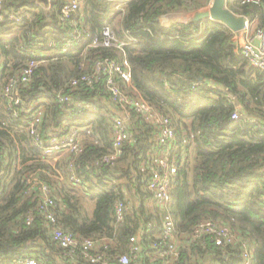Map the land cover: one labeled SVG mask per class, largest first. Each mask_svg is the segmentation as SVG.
<instances>
[{
	"label": "trees",
	"instance_id": "trees-1",
	"mask_svg": "<svg viewBox=\"0 0 264 264\" xmlns=\"http://www.w3.org/2000/svg\"><path fill=\"white\" fill-rule=\"evenodd\" d=\"M68 1L0 3V13L7 11L0 16V262L15 264L35 257L40 264H96L78 249L70 257L53 238L55 223L36 207L37 199L23 194L26 172L52 170L40 159L41 150L25 128L31 106L41 101L45 134L81 129L82 151L57 163L64 180L42 173L53 188L56 204L51 211L57 224L82 238L109 239L107 253L113 264L112 256L129 252L130 237L139 234L142 264H166L145 254L163 227V208L154 205L148 188L152 154L160 149L155 125L114 101L103 80L93 88L70 84L91 72L95 60L109 57L128 60L136 87L157 111L170 117L175 129L168 158L178 166L170 204L176 233L186 238L205 219L223 221L248 240L252 263L264 264V71L240 54L233 30L220 21L160 24L159 17L170 6L190 7L198 0H129L122 7L116 1L81 0V8L62 20ZM230 7L257 19L264 29V0H237ZM75 24L91 36L62 53ZM106 24L127 42L123 50L88 47L94 37L102 36ZM35 54L47 62L13 91L24 105L9 106L2 89ZM59 91L71 100L61 102ZM236 110L238 118L233 117ZM118 116L127 119L133 140L122 144L116 160L105 162L103 158L115 151ZM72 174L82 179L81 185H75ZM119 202L129 205L120 222ZM31 209L34 217L28 223ZM241 252L238 242L218 246L207 236L183 246L179 260L169 264H238Z\"/></svg>",
	"mask_w": 264,
	"mask_h": 264
},
{
	"label": "built area",
	"instance_id": "built-area-1",
	"mask_svg": "<svg viewBox=\"0 0 264 264\" xmlns=\"http://www.w3.org/2000/svg\"><path fill=\"white\" fill-rule=\"evenodd\" d=\"M109 1H116L119 3L118 7H122V5L129 0ZM243 1L258 3L259 0ZM211 5L212 0L208 2V6L211 7ZM81 6V0H69L62 7L61 19L65 20L66 18L71 17L74 12L81 8ZM200 6L201 4H198V1L191 3L190 7L187 5H172L159 17L158 20L159 22L164 20L169 27L172 24L174 26L176 24L170 20V16H172L171 13H174V10L183 9L184 11H195L199 9ZM10 17L15 20H20L21 18L15 14H11ZM233 32L237 43V49L240 54L246 57L251 65L264 71V29L258 24L253 25V23L248 20L244 29ZM90 36L91 34L89 32L84 31L83 28L78 27L75 24L70 33V38L66 40L61 52L65 53L75 44L83 42L85 37ZM126 45L127 42L122 41L111 26L106 24L103 27L102 36L94 37L88 47L97 48L101 46H116L123 50ZM46 62V57H40L35 54L29 59L19 73L8 78L2 89V95L6 98L9 106L13 104L20 106L24 105L22 98L19 95H14L13 91L21 82H29L32 79L35 70ZM86 65L87 63L84 62L81 65V68L83 70L86 69ZM2 67L3 61L0 56V73ZM100 80H103L105 88L110 92L114 101L121 104L124 108H133L138 113H141L146 121L151 122L156 127L155 135L160 149L152 154V157L155 158L153 160L152 174L148 182V188L153 192V199L156 201V204L163 208V227L158 239L151 242L150 247L145 254L152 261L164 259L166 264L177 262L181 257L183 246H190L191 241H197L200 238L210 236L212 241L218 246H223L225 244L234 245L237 242L240 243L242 246V252L238 264H253L251 256L252 252L249 248L248 240L241 239L238 233L234 231L229 224L223 221L205 219L197 224L194 231L186 236V238L183 237L185 235L179 236L176 233L175 220L170 210V204L172 201L171 180L172 176L178 171V166L170 163L168 154L177 137L171 119L169 116L157 111L136 87L129 62L126 58L122 61H117L109 57H100L95 60L91 72L73 78L70 81V84L73 87L85 84L93 88ZM57 97L61 102L71 100L72 98L70 95L64 94L63 91H59ZM29 111H33V114L29 119H26V131L30 134L33 144L41 150L40 159L47 162L52 167V170L48 171L39 168L26 172L23 194L26 196H33L34 199H37L38 203L36 207L45 213L48 219L55 223L52 232L53 238L60 246L65 250H68V255L70 257H73L78 249L80 250L81 256L87 261L96 264H113L109 258V253H107V248L111 243L109 239H95L92 237L82 238L73 231L64 229L57 224L56 217L51 211V207L56 204L53 188L42 175L44 172L57 180H64V175L57 167V163L61 161L64 156L78 154L82 151L81 129L74 126L70 129L68 134H45L42 130L44 109L43 106H41V101L32 105ZM15 115H17V112ZM240 116L241 114L238 110L233 114L234 118ZM132 140L133 136L127 127V119L121 116L116 117L114 121L115 151L106 155L103 158V161L111 162L116 160L119 157L122 144L126 141L131 142ZM1 162L2 153L0 151V165ZM21 167L22 165H20V168ZM71 179L75 185L82 184V179L75 174H72ZM128 208L129 205L124 202H119L116 205V217L118 222L123 220L125 211ZM33 217V209H31L27 217V222L31 223ZM130 242L129 252L120 253L116 256L111 255L113 261L116 260V264H142V258L139 256V253L143 252L140 235H132L130 237ZM0 264L7 263L0 262ZM15 264H40V262L35 257H27L18 260Z\"/></svg>",
	"mask_w": 264,
	"mask_h": 264
},
{
	"label": "water",
	"instance_id": "water-1",
	"mask_svg": "<svg viewBox=\"0 0 264 264\" xmlns=\"http://www.w3.org/2000/svg\"><path fill=\"white\" fill-rule=\"evenodd\" d=\"M48 5L50 0H40ZM211 18L227 25L233 31H238L246 27L248 18L244 15L235 14L229 7L227 0H212L210 7Z\"/></svg>",
	"mask_w": 264,
	"mask_h": 264
},
{
	"label": "crops",
	"instance_id": "crops-1",
	"mask_svg": "<svg viewBox=\"0 0 264 264\" xmlns=\"http://www.w3.org/2000/svg\"><path fill=\"white\" fill-rule=\"evenodd\" d=\"M203 1H205V0H203ZM209 1H211V0H206L204 3H203V8L205 7V9H204V11H201V12H199L197 15H195V16H193L192 14H191V12H194V11H190V10H185L184 12H185V14H182L183 16L182 17H180V18H178L177 17V14H178V12L177 13H175V11H177V10H174V13L172 12L171 14H172V16H170V20H172V22L174 23V24H182L181 22H184L185 24L186 23H192V22H195L194 24H200L202 21H204V20H206V19H208V18H211V13H210V6H208V3L207 2H209ZM227 2H228V7L231 9V5H233L234 6V4H236V2H237V0H227ZM0 3H1V1H0ZM232 10V9H231ZM233 11V10H232ZM234 12V11H233ZM5 13H7V11L6 12H1L0 13V16L3 18V17H5ZM235 14H237V15H240V14H238V13H236V12H234ZM248 18V17H247ZM188 20H190V21H188ZM248 20L250 21V22H252L253 23V25H257L259 22H258V20L257 19H253V20H251V19H249L248 18ZM186 21V22H185ZM42 54V53H41ZM153 202H154V205L156 204V201L153 199Z\"/></svg>",
	"mask_w": 264,
	"mask_h": 264
},
{
	"label": "rangeland",
	"instance_id": "rangeland-1",
	"mask_svg": "<svg viewBox=\"0 0 264 264\" xmlns=\"http://www.w3.org/2000/svg\"><path fill=\"white\" fill-rule=\"evenodd\" d=\"M205 1H206V0H205ZM205 1H203V0H198V4H201V6H200L199 9L195 10L194 12H191V14H192L193 16L197 15V14H198L199 12H201V11H204L205 7L203 8V3H204ZM126 2H127V1H126ZM207 3H208V2H207ZM197 7H198V6H197ZM195 8H196V7H195ZM177 12H178V14H177V17H178V18L182 17V16H183L182 14H185V12H184L183 9H179V10L175 11V13H177ZM175 13H174V14H175ZM166 20H167V19H166ZM188 21H190V20H188ZM185 22H186V21H185ZM166 23H167V22H165L164 20L160 21V24H162V25H164V26H168ZM181 23H184V22H181ZM172 26H173V24L170 25V27H172ZM86 205H87L88 208L91 207V202H87Z\"/></svg>",
	"mask_w": 264,
	"mask_h": 264
}]
</instances>
